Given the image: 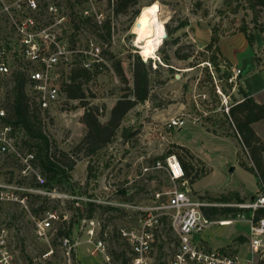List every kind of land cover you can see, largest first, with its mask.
Here are the masks:
<instances>
[{
    "label": "rangeland",
    "instance_id": "obj_1",
    "mask_svg": "<svg viewBox=\"0 0 264 264\" xmlns=\"http://www.w3.org/2000/svg\"><path fill=\"white\" fill-rule=\"evenodd\" d=\"M61 1L63 10L68 14L76 13L75 17L79 9L86 7L83 2L72 6L67 0ZM111 1L95 0L96 7L109 25V36L102 27L95 26L93 22H79V18H75L76 27L68 24L61 28V35L69 46L85 50L89 43H93L102 50L103 60L91 64L94 65L91 71L95 73L83 83L84 102L69 100L62 93L56 104L39 116L42 131L52 145L51 151L55 149L56 157H61L59 152L64 153V162H68L65 159L75 161L68 178L55 185V189L46 191L35 187V176H40L41 172L34 163L31 175L25 179L18 175L19 167L15 161H4L0 165L2 178L31 189L26 207L20 203L0 205V226L9 228L11 244L19 253V264H66L56 232L47 242H39L35 238L34 221L43 218L46 212L58 216L51 224L55 231L69 228L74 233L84 217L79 216L86 214L88 203L114 207L104 210L96 206L91 219L115 235L118 229L135 225L138 208L152 206L156 193L187 188L195 199L210 204V207L223 208L247 202L260 192L256 176L239 165L240 161L251 165L248 151L238 142L233 126L225 122L224 115L228 113L224 111L225 105L214 83L227 99L229 107L242 97L238 93L241 82L248 90L255 91L258 98L264 99V63L257 69L252 68L248 58L243 71L234 67L241 72L233 85L225 76L218 79L224 71L232 74V66L226 64L225 57L219 54L220 72H216L211 63L208 62L210 67L207 66V60L215 53L213 49L206 52L203 47L200 50L191 37L194 31L204 28L217 37V45L221 37L228 41L222 42L220 48L231 53L244 44L248 45L241 30L245 29L252 39V46H248L259 66L264 56V8L259 5L250 8L252 4L249 0H139L125 13L115 14ZM144 5H154L160 10L159 20L166 32L163 45L151 61L143 60L130 33L136 15ZM168 30H172V34ZM174 42L177 44L173 45ZM175 51L176 55L186 56L187 59H178ZM137 59L150 65L148 99L125 115L114 138L105 147L88 156L80 145L86 132L82 119L85 109L96 111L98 120L105 123L115 102L130 93L132 71ZM197 63L196 67H192ZM116 66L122 69L124 81L115 72ZM213 93L216 98L212 97ZM7 103L6 99V107ZM173 116L185 119L181 129L167 128L166 122ZM123 128L130 129L132 133L128 139L121 138ZM17 130L20 151L24 153L29 149L23 144V132ZM177 146L187 149L189 155ZM191 149L197 151L208 166ZM179 154L191 168L185 186L173 184L166 170V159L174 155L178 160L176 155ZM156 161L162 167L154 168ZM88 164L91 175H96L95 179L87 176ZM145 167L147 171L143 170ZM195 177L198 179L191 184L190 178ZM165 198L166 195H163V201ZM211 218L233 221L226 226L208 227L195 236L197 242L208 248L244 247L248 227L242 219L222 213ZM71 220L74 222L71 223ZM114 235L109 239V254L116 258L123 250ZM239 237H243L244 241ZM170 239L171 235H168L167 241ZM49 249L53 254L50 260L43 263L41 256ZM72 261L78 264L103 263L99 255L86 253L83 246L73 251Z\"/></svg>",
    "mask_w": 264,
    "mask_h": 264
},
{
    "label": "built area",
    "instance_id": "obj_2",
    "mask_svg": "<svg viewBox=\"0 0 264 264\" xmlns=\"http://www.w3.org/2000/svg\"><path fill=\"white\" fill-rule=\"evenodd\" d=\"M67 1L72 6L83 2L86 7L79 9L75 17L76 13L68 14L63 10L61 0H0V165L4 161H15L22 179L31 175L34 155L29 151L21 153L18 130L11 124L4 105L16 77L22 76L24 92L32 107L45 113L56 104L63 87L69 83L70 71L75 68L91 71V67L103 60L102 50L97 45L89 43L87 49L79 50L69 46L61 35V28L66 25L77 26L75 18L103 27V13L99 12L95 0ZM207 66L210 67L208 63ZM240 72L239 68H232L227 81L234 85ZM210 74L214 80L211 70ZM215 88L227 114V99L216 84ZM184 125L182 117L173 116L166 122L169 129L179 130ZM153 167L162 165L156 161ZM166 170L173 184H187L182 166L174 155L166 159ZM35 177L38 183L43 182L39 175ZM262 190L263 186L247 202L226 205L241 210L236 218L242 219L248 227L241 249L208 248L196 241L195 236L208 227L224 226L225 221L232 223L233 220L205 216L202 208L211 205L195 199L187 188L156 193L152 206L138 208L135 225L120 228L115 235L94 219L82 218L78 231L61 237L59 246L66 264H78L73 263L72 256L79 246H83L86 253L99 255L104 264H264V216L257 215L259 210H264ZM30 195L31 189L0 176V205L20 203L26 207ZM163 195H166L164 201ZM57 218L55 213L46 212L43 218L34 221V235L39 242H47L54 235L56 231L51 224ZM79 235H82L81 240ZM113 235L121 243L123 256L120 259L109 254V239ZM168 235H171L170 241H167ZM11 238L9 228L0 226V264H19V253L11 244ZM52 254V249L47 250L41 256L42 262L50 260Z\"/></svg>",
    "mask_w": 264,
    "mask_h": 264
},
{
    "label": "trees",
    "instance_id": "obj_3",
    "mask_svg": "<svg viewBox=\"0 0 264 264\" xmlns=\"http://www.w3.org/2000/svg\"><path fill=\"white\" fill-rule=\"evenodd\" d=\"M138 1L139 0H114L113 12L115 14L125 13L127 9L136 5ZM249 3L252 4L250 8H254L256 5L264 8V0H249ZM102 28L105 30L107 36H109L110 30L107 22H104ZM241 30L245 34V39L248 45L251 47L252 39L250 35L247 34L245 29ZM168 33L172 34V30H168ZM217 42V37L211 32L209 42L204 48L206 52L213 49V52L215 53L209 58V60H207V63H211L215 68V71L220 72L219 62L217 59L219 56ZM176 44L177 42L173 43V45ZM176 54L177 52L175 51V56H177L178 59H187L186 56L179 57ZM225 62L228 66H230L227 60H225ZM198 63L192 67H196ZM225 68L227 69L228 67ZM115 72L119 78L123 79L124 81L123 71L120 66L115 67ZM94 73L84 68H75L70 71L68 75L69 83L66 84L62 89L65 97L69 100H78L80 102H84L83 100L85 99V94L84 90L82 89L83 83L88 81L94 75ZM149 73L150 65H145L140 59H137L132 71V89L129 94L123 95L115 102V104L110 109L108 120L105 123H101L98 120L96 111L89 108L85 109L82 119L86 127V132L80 141V145L85 148L88 156L94 155L98 150L105 147L114 138L115 133L125 115L138 103H142L148 99ZM209 76L207 74L208 78H210ZM222 76L229 78L230 74L227 73V71H224L222 75L218 77V79L220 80ZM210 80L211 78L209 81ZM238 93L242 97L240 100L235 101L230 105L228 108V114L224 115V120L233 126L238 142L246 149V151H248L251 165H247L242 161H240L239 165L244 170L256 176L260 184L261 191V186L264 187V143H262L261 139L253 131L251 124L264 120V103L256 102L250 96V94L244 91L240 86L238 88ZM212 97L216 98L215 93L212 94ZM7 100L9 120L13 126L23 132V136L25 138L23 144L28 147L29 152L33 153V163L40 169V176L43 178L42 183H38L36 180L35 187L42 188L46 191L55 189V185L68 178V173L73 169L75 161L65 159V161L67 160L68 162H64V157L66 158L64 153L59 152L61 157H56L55 149L51 151L50 147H52V145H50L49 140L44 135L41 128V122L39 118L40 113L30 104L29 99L24 92V80L21 75L16 77L15 84L11 89V94ZM131 134L132 133L130 132V129L123 128L121 131V138L128 139ZM177 149L189 155V151L187 149L181 146H177ZM176 156L182 166L185 178H189L191 174L190 165H188L182 159V155L179 154ZM90 172L91 167L88 164L87 176L93 177V179H95L96 175H91ZM200 177H202V175ZM197 179V177L193 179L190 178V183L193 184ZM262 192L264 193L263 190ZM223 200L228 202L226 198H223ZM96 206H99L104 210L114 209V207L110 206L103 207L101 205L88 203L86 214H81L79 217L82 218L84 216L83 218L87 219L93 218ZM202 212L208 218H211L213 215L219 213H222L223 215H231V217L234 218L242 211L232 207H205L202 208ZM257 215L264 216V210H259ZM70 222L72 223L74 220H71ZM69 232V228H67V230L59 229L56 231V238L67 236ZM239 240L244 241V238L239 237ZM122 256V253H119L116 255V259H120Z\"/></svg>",
    "mask_w": 264,
    "mask_h": 264
},
{
    "label": "bare ground",
    "instance_id": "obj_4",
    "mask_svg": "<svg viewBox=\"0 0 264 264\" xmlns=\"http://www.w3.org/2000/svg\"><path fill=\"white\" fill-rule=\"evenodd\" d=\"M160 10L154 5H144L136 15L130 33L133 44L144 60L155 59L157 51L163 45L166 32L160 22ZM231 222L225 221L224 226Z\"/></svg>",
    "mask_w": 264,
    "mask_h": 264
},
{
    "label": "crops",
    "instance_id": "obj_5",
    "mask_svg": "<svg viewBox=\"0 0 264 264\" xmlns=\"http://www.w3.org/2000/svg\"><path fill=\"white\" fill-rule=\"evenodd\" d=\"M144 1V0H143ZM210 31L209 30H205L204 28L200 29L199 31L196 30V32H193V36L192 38V42H194L197 46V48H199L201 50V48L205 47L206 44L209 42V38H210ZM222 42H227L223 37H221V39L219 40V54H221L223 57H225V59L228 61V63L232 66V68L234 67H240L243 71V65L246 59L251 60V62L249 63L250 66H252V68H259L260 65L262 63H264V56L262 61H259V66L256 65V61L254 60V55L253 52L251 50V48L248 45H243L240 49L238 50H232L231 53H228L224 50H222L220 48V45ZM264 55V54H263ZM262 67V66H261ZM264 68V67H263ZM240 69V70H241ZM243 77V76H242ZM244 80V78H243ZM242 85V89L246 92H248L250 94V96L258 103H264V99L262 98H258L256 96V92L255 91H251L248 90L247 87L243 84V82H241ZM263 91V90H260ZM259 93V92H257ZM251 128L253 129V131L256 133V135L261 138V140L264 142V120L255 122L253 124H251ZM192 150V149H191ZM193 153H195L198 158H200L207 166L208 164L206 163L205 159L200 156V154H198L197 151H193Z\"/></svg>",
    "mask_w": 264,
    "mask_h": 264
}]
</instances>
